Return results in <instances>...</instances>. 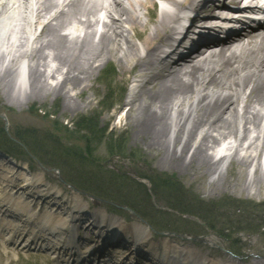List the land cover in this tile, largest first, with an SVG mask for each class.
Listing matches in <instances>:
<instances>
[{
    "label": "bare ground",
    "instance_id": "obj_1",
    "mask_svg": "<svg viewBox=\"0 0 264 264\" xmlns=\"http://www.w3.org/2000/svg\"><path fill=\"white\" fill-rule=\"evenodd\" d=\"M168 1L175 8L181 5L176 0ZM90 2L86 4L88 13L84 14L81 10H70L78 4L82 7L84 0H0V66L8 62V68L5 70L12 71V75L16 77L14 83L11 79L8 80L11 78L10 74L6 77L0 73V88L8 101L15 98L23 102L40 99L53 88L54 92H65L64 109L70 110L75 107L70 101V98L75 99L70 91H76L74 87H69L70 82L78 79L73 78L76 76L72 74L81 68L82 73L78 76L91 77L92 74L87 71H96L102 64L115 60L121 67H126L123 72L132 68H138L140 72V81H134L138 84V90L131 93V98L126 102L127 106H132L130 115L135 118V126L139 127L137 133L146 137L150 147L160 148L167 153L172 152L170 157L180 162H175V167H178L176 169L186 168L183 166L187 163L185 160H189L190 165L193 158L194 161L200 159L205 149L214 148L220 158L214 163L212 174L220 171L219 176L222 177L228 158V152L223 151L226 140H234V144H228L226 151L237 148L246 152L249 149H257L261 144L264 147V29L259 31L258 35L238 38V42L221 43L217 52L184 64L182 68L152 74L161 58L160 54L150 52L157 46V52L164 51L166 56L171 51L167 52V49H170L168 42L175 31V15L164 11L153 18L152 13L148 12V20H143L140 8L152 4L153 0H111L110 8L99 5L97 0ZM208 7L215 10L214 3L210 6L202 3L200 10L204 11ZM54 8L56 11H52ZM98 12H103L106 16L99 31L96 30L98 21L95 18ZM212 14L209 13L207 17L219 15L215 12ZM149 23L151 28L148 27ZM39 29L41 32L37 36ZM86 29L91 32L88 33ZM82 32V40L79 36L74 40L70 39L71 35ZM133 37L139 40L140 45L134 42ZM159 43L161 45H158ZM74 49H79V54ZM121 63H126V66ZM53 70L58 74L47 77L51 82L56 78L57 82L47 83L42 78V73ZM25 80L27 85L23 89ZM16 85H19V96L14 97L10 88L15 89ZM247 87L249 93L244 95V89ZM79 95L81 96L77 91L76 95L74 94ZM258 106H262L263 110H259ZM246 136L251 138L247 144L244 143ZM219 140L220 146L216 147ZM252 153H245V159L238 164L239 172L245 171L243 167L249 161H255L257 154ZM210 168L212 167H207L208 171L212 170ZM13 176L18 179L13 180ZM262 182L261 175H257L254 180L248 178L244 181L243 187L249 191L254 189L256 192L255 189L260 187ZM41 184L38 179L31 181L27 176L23 177V174L18 176L13 169L2 173L0 239L3 244L4 240H10L9 245L12 248L22 250L31 249V245L35 243L46 246L55 241L52 247L56 248L59 254L71 255V247L58 242L71 233L67 221L76 214L70 213V208L65 210L57 207L56 216L53 211L55 204L47 203L44 199L41 205L45 206L46 213L36 219L29 205L35 202L34 194L45 192L44 195L49 193L48 197L52 196V193L47 191L50 189ZM39 187L42 190L37 191ZM59 198L60 196L54 197V200ZM37 199L42 200L39 196ZM71 202L76 212L82 213L83 218H88L85 220L88 227L104 229L106 225L103 223L107 220L110 229L103 230L102 233L105 232L108 237L114 230L116 220L108 217L104 211L98 209L91 214L86 212V204H81L77 195ZM65 203L66 200L63 201V204ZM128 230L131 232L130 237L135 240L129 241L130 243L127 241L131 248H139L140 245L135 246L136 240L151 242V235L141 223H132ZM26 231H29L28 236L23 239ZM37 236L44 240L35 241ZM164 247V259H171L175 264H207L201 253L192 250L194 248L178 247L167 242ZM86 253L87 251L82 256H76L75 259L84 257V260L75 264H89L92 259H89ZM93 264L98 263L94 260ZM208 264L224 263L208 260Z\"/></svg>",
    "mask_w": 264,
    "mask_h": 264
},
{
    "label": "rangeland",
    "instance_id": "obj_2",
    "mask_svg": "<svg viewBox=\"0 0 264 264\" xmlns=\"http://www.w3.org/2000/svg\"><path fill=\"white\" fill-rule=\"evenodd\" d=\"M150 26L151 23L148 27ZM105 67L97 72L87 71L92 74L91 77L82 74L78 76L82 73L81 68L72 74L76 76L73 78L78 79L71 81L69 87H74L81 96H74L75 90L70 91L75 98H70L75 105L70 110L64 109L65 92H54L53 88L43 98L26 102L21 99L17 101L18 98L8 101L0 88V175L4 170L10 171L9 162L12 166L23 168L24 173L28 169L37 174L45 185L59 190L66 200L72 199L76 194L86 204L85 210L94 212L100 209L113 217L116 220L114 228L119 236L127 233L132 223L139 222L149 226L152 238L149 243L159 248L163 242H170L169 244L178 247L194 248L192 250L201 253L206 260L212 259L224 264H264L262 144L255 150H246L249 154L255 152L257 157L253 163L249 161L243 167V172H239L238 164L245 159V150L233 148L226 151L233 139L226 140L223 145L228 158L227 170L222 177L211 176L216 163L214 148L205 149L200 159L194 161L193 158L190 165L189 160H185L187 163L183 166L186 168L176 169L178 167H175V162H180L170 157L172 152L150 147L146 137L137 133L139 127L135 126V118L130 115L132 106H126L125 99L122 104L119 103L123 94L126 95L127 83L130 81V74L123 72L126 67H121L114 60L109 63V69ZM5 68H8V62L0 66L1 75L8 77L10 74L11 78L8 80L15 83L16 77ZM52 74L57 75L58 72H44L42 78L47 83L55 84L56 78L53 82L50 81ZM18 87L19 85L15 89L10 88L14 97L18 95ZM248 92V88L244 89V95ZM86 102L89 103L85 104ZM110 105L115 109L106 111ZM79 118L89 120L92 124L91 119L98 123L105 131L101 140H88L84 138L86 133L79 134L74 129ZM245 139L244 143L251 138L246 136ZM220 143L221 140L217 141L216 147ZM207 167H212V170L208 171ZM18 171L21 173L20 168ZM257 175H261L263 182L255 189L256 192L243 187L244 181L248 178L254 180ZM159 179L165 180L162 183L164 189L169 187L174 190L167 193L168 202L173 203L176 195L180 199L178 206L181 209H170V203L166 204L161 200L166 194L160 191V187L157 189L155 183L159 184L156 182ZM81 182L85 183L84 187L88 191L87 186L99 189V197L92 193L87 196L75 192L71 184L81 186ZM154 186L156 190L153 189ZM94 199H102L107 205ZM122 206L127 208L126 213L123 209H118ZM34 211L41 215L45 209H39L36 203ZM146 214L158 219L152 221L149 216H143ZM175 223L178 224L174 225ZM152 226L157 231L189 232L192 234L191 238H199L202 242L193 241L189 236L166 235L165 232L156 235ZM77 234L81 238H90L91 246H95L96 238L92 235V239L86 230ZM232 243L236 245L233 247L236 252L231 249ZM117 245H121L122 253L119 251V254L127 255L128 244L119 242L115 244ZM105 252L108 253L109 250ZM52 262L53 259L47 254L12 250L4 246L0 239V264Z\"/></svg>",
    "mask_w": 264,
    "mask_h": 264
},
{
    "label": "trees",
    "instance_id": "obj_3",
    "mask_svg": "<svg viewBox=\"0 0 264 264\" xmlns=\"http://www.w3.org/2000/svg\"><path fill=\"white\" fill-rule=\"evenodd\" d=\"M89 120H82V119H77L76 120V122H75V124H76V126H75V130L77 129V132L79 133V134H81L82 132H84V133H86V135L87 136H84V138L86 139V138H88V140H92V139H96V140H101V135H103V132H105L104 130H103V128H100L99 127V124L98 123H96L95 121H93L92 119H91V122H93V124L92 123H90V122H88ZM86 141L87 140H85V143H86ZM90 143V142H89ZM87 143H86V148H87ZM156 182H159V184H157V183H155L156 185H157V189H159V187L161 188V192L162 193H165L166 194V197H163V199H161V200H163L164 202H166V204L167 203H170L169 204V206H171L170 207V209L171 208H176V209H181V208H179V206H178V202H180V199L175 195V201L173 202V203H171V202H168V200L166 199L167 198V193L168 192H171V191H174L173 189H171V188H167V189H164V187L165 186H163L162 185V183L163 182H165V180H157ZM84 185L85 184H82V186H80L79 188H81V189H83V190H85V191H88V190H86L85 189V187H84ZM88 187V189L90 190V191H88V192H90V193H92V192H95L96 190H94L93 188H91L90 186H87ZM153 189H155L156 190V186H154L153 187ZM175 193V192H174ZM157 194H159V192L157 193ZM217 232H219L220 233V231H217ZM221 234H223V232L221 233Z\"/></svg>",
    "mask_w": 264,
    "mask_h": 264
}]
</instances>
